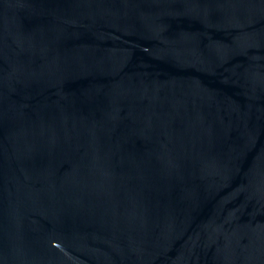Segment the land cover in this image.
Returning a JSON list of instances; mask_svg holds the SVG:
<instances>
[{
  "label": "water",
  "instance_id": "1",
  "mask_svg": "<svg viewBox=\"0 0 264 264\" xmlns=\"http://www.w3.org/2000/svg\"><path fill=\"white\" fill-rule=\"evenodd\" d=\"M0 264H264V0H0Z\"/></svg>",
  "mask_w": 264,
  "mask_h": 264
}]
</instances>
